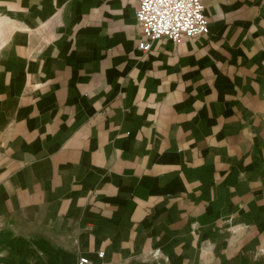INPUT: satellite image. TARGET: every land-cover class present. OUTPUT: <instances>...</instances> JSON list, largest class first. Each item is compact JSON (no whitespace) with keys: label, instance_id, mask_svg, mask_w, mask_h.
<instances>
[{"label":"crops","instance_id":"0c3cea01","mask_svg":"<svg viewBox=\"0 0 264 264\" xmlns=\"http://www.w3.org/2000/svg\"><path fill=\"white\" fill-rule=\"evenodd\" d=\"M202 4L141 52L137 0H0V223L61 264H264V0Z\"/></svg>","mask_w":264,"mask_h":264},{"label":"built area","instance_id":"2783aa9c","mask_svg":"<svg viewBox=\"0 0 264 264\" xmlns=\"http://www.w3.org/2000/svg\"><path fill=\"white\" fill-rule=\"evenodd\" d=\"M134 17L137 31L143 37L136 44L141 52H146L161 37L177 43L208 31L202 0H137ZM96 255L102 257L103 252ZM75 264H92V260L78 256Z\"/></svg>","mask_w":264,"mask_h":264},{"label":"rangeland","instance_id":"374dc122","mask_svg":"<svg viewBox=\"0 0 264 264\" xmlns=\"http://www.w3.org/2000/svg\"><path fill=\"white\" fill-rule=\"evenodd\" d=\"M63 243L42 223H0V264H61L58 248Z\"/></svg>","mask_w":264,"mask_h":264},{"label":"bare ground","instance_id":"6f19581e","mask_svg":"<svg viewBox=\"0 0 264 264\" xmlns=\"http://www.w3.org/2000/svg\"><path fill=\"white\" fill-rule=\"evenodd\" d=\"M2 25L4 26V24H2V22H0V44L2 43V41L4 40V36H5V33H3V32H6L7 30H5L4 31V29H3V27H2ZM10 26H11V24H10ZM10 26H9V28H10ZM7 27V26H6ZM9 30V29H8Z\"/></svg>","mask_w":264,"mask_h":264}]
</instances>
